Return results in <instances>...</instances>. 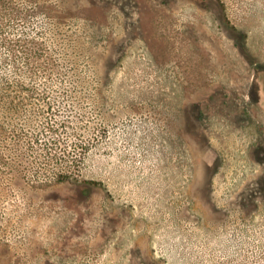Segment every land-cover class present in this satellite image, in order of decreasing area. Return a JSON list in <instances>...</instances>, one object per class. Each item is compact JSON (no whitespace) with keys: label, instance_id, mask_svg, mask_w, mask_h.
<instances>
[{"label":"rangeland","instance_id":"1","mask_svg":"<svg viewBox=\"0 0 264 264\" xmlns=\"http://www.w3.org/2000/svg\"><path fill=\"white\" fill-rule=\"evenodd\" d=\"M0 264H264V0H0Z\"/></svg>","mask_w":264,"mask_h":264}]
</instances>
